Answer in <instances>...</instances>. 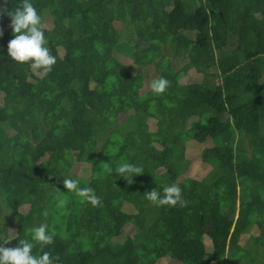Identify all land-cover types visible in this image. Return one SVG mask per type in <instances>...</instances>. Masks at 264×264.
Instances as JSON below:
<instances>
[{"label": "trees", "instance_id": "trees-1", "mask_svg": "<svg viewBox=\"0 0 264 264\" xmlns=\"http://www.w3.org/2000/svg\"><path fill=\"white\" fill-rule=\"evenodd\" d=\"M31 2L56 63L36 75L8 57L6 13L21 0H0V202L15 229L7 234L0 207V234L13 238L5 247L30 240L43 222L54 239L33 252L48 251L54 264H251L241 250L250 238L264 244V0ZM179 58L185 63L173 72ZM151 64L155 79L169 81L163 94L143 92ZM189 73L202 80L181 83ZM150 121L156 138L144 146L140 128ZM196 154L205 173L202 165L192 172ZM123 162L142 174L119 177ZM80 166H90L89 179ZM64 178L100 202L67 191ZM172 183L183 205L144 198ZM130 223L136 232L122 242Z\"/></svg>", "mask_w": 264, "mask_h": 264}, {"label": "clouds", "instance_id": "clouds-1", "mask_svg": "<svg viewBox=\"0 0 264 264\" xmlns=\"http://www.w3.org/2000/svg\"><path fill=\"white\" fill-rule=\"evenodd\" d=\"M6 14L10 17V26L14 37L7 45L8 57L17 63L27 64L36 75L50 72L56 63V57L47 46L43 18L37 13L31 0H21L19 7ZM168 86L169 81L164 77L152 80L150 83L151 90L156 95L163 94ZM115 172L119 177H123L127 181L130 178L132 181V178L142 174L143 170L133 163L123 162L116 165ZM63 186L67 191L74 190L77 196L93 206L100 202L93 189L78 187L77 179L64 178ZM144 198L157 206H175L184 203L181 189L176 183L165 186L162 191H157L155 188L145 192ZM41 215L47 217V210L43 211ZM30 231V240L19 239L18 246L11 248L5 247V245L13 238L6 234H0V264H54L57 257L51 256L48 251L39 255L33 252L34 243L41 248L52 244L54 233L49 229L48 224L42 222L39 226L31 228ZM7 232L12 233L10 230Z\"/></svg>", "mask_w": 264, "mask_h": 264}, {"label": "rangeland", "instance_id": "rangeland-1", "mask_svg": "<svg viewBox=\"0 0 264 264\" xmlns=\"http://www.w3.org/2000/svg\"><path fill=\"white\" fill-rule=\"evenodd\" d=\"M117 26L121 29L119 23H117ZM128 33L129 32H123L122 36H126V35H128ZM227 54L228 53H226L225 56ZM116 57L120 61L127 63L130 66L132 74H135L138 72L135 65H133L128 58H126L125 56H121L118 53L116 54ZM184 63H185L184 58L172 59V61H171L172 71L177 72L178 70H180L183 67ZM142 74L144 75V90H143V92H145L146 90H149L151 88L150 83L152 80L155 79L157 74H156L155 67L152 64L149 66H146L144 68ZM201 80H202L201 75L195 74V73H189L185 77H183L180 80V82L183 84H193V83H199ZM220 81L222 83V79ZM221 83L219 82L218 84L221 85ZM234 86L238 87L237 90H240L238 92L242 93V98H245V95H244L245 94V87L241 84L240 85H234ZM82 98H83L82 102L87 101V96H83ZM122 120H123V116H121V118H120V121H122ZM149 126L151 128L150 130L148 129L147 126H146L147 128H144V127L140 128L141 134L143 136L142 140H143L144 146H148L152 142V140L156 138L155 129H154L155 124L152 121H150ZM193 159H194V162L197 166L192 168V170H193L192 172L196 173L197 170H199V169L201 170V168H200L201 165H202V169H203V164L201 163L197 154H196V158H193ZM77 173H78L79 177L89 179L91 176L90 166L78 167ZM203 173H205L204 169H203ZM251 195L254 196L255 195L254 192H251ZM0 207H2L4 209L3 211H1V224L4 225L6 227V229L10 230L12 233L15 232V229H12L10 227V225H11V222H9L10 215L5 216L6 214H8V212L6 211V209L3 205V202H0ZM238 208H240V210L237 209L238 210L237 216H239L240 215L239 213L242 211L241 204L238 205ZM25 210H27V207L22 208L21 211H25ZM128 212H130V211H128ZM134 222L136 225H138L139 224L138 218L134 219ZM135 228H136V226L134 224L130 223V225H128L125 229H123L121 236H119V240L123 242L127 238L133 237V235L136 232ZM253 230H255V228H253L251 231H253ZM254 233H255V231H254ZM7 234H9V232H7ZM251 235H254V234H248V235L242 236L240 238V241H239L240 245H245ZM250 239L252 240L251 245L247 248L246 251L241 250V253L244 256H246V258H248V260L247 259L246 260L251 264H264V244L253 242V239L252 238H250ZM204 242H205V246H206V251L211 253L213 251V248H214L211 240H209L208 238H205ZM241 253L237 252V256ZM240 263H242V262H240ZM156 264H180V263H178V262H176L170 258H164V259L162 258Z\"/></svg>", "mask_w": 264, "mask_h": 264}]
</instances>
